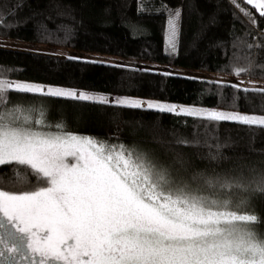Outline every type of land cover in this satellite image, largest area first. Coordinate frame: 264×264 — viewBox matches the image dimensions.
<instances>
[{"label":"snow or ice","instance_id":"6c2138e0","mask_svg":"<svg viewBox=\"0 0 264 264\" xmlns=\"http://www.w3.org/2000/svg\"><path fill=\"white\" fill-rule=\"evenodd\" d=\"M229 2L253 25L257 20L250 8L264 18V0H244L250 8L240 0ZM144 3L140 0L141 12L147 11ZM156 11L167 13L165 50L175 54L181 9L161 4ZM251 70L250 63L233 72ZM4 71L0 70V167L15 166L16 181L21 176L18 168L25 167L37 183L6 189L0 180V257L8 252L12 259L19 256L31 264H264V237L251 228L259 218L242 210L244 201L232 199L236 191L264 195V170L253 169L251 176L190 171L179 154L171 162L160 161L135 147L107 145L67 131L63 121L49 124L43 105L14 103L5 111L10 92L100 104H108L109 98L16 82L3 78ZM115 104L264 127V115L127 97L116 98ZM50 127L56 131L43 130ZM177 143L191 146L187 140Z\"/></svg>","mask_w":264,"mask_h":264},{"label":"trees","instance_id":"16d2710c","mask_svg":"<svg viewBox=\"0 0 264 264\" xmlns=\"http://www.w3.org/2000/svg\"><path fill=\"white\" fill-rule=\"evenodd\" d=\"M240 3L250 8L244 0ZM161 4L180 8L182 13L178 50L172 55L165 50L167 13L156 11ZM140 6V0H0V40L74 53L70 56L92 53L121 60L117 64L88 63L93 59H69L0 45V70H6L3 78L110 98L264 115V93L232 86L242 79L264 82V18L254 9L250 8L256 25L229 0H145L144 12L139 11ZM250 63V72L234 74L233 69ZM180 70L215 73L229 82L199 80L178 73ZM9 99L5 111L14 103L43 105L49 124L63 121L67 131L107 145L135 147L160 161L171 162L179 154L190 171L251 176L253 169L264 170V127L128 108L115 100L100 104L17 92H10ZM45 129L56 131L54 127ZM179 140L190 141L191 146L180 145ZM13 167H0L6 189L37 183L25 167L18 168L19 181L13 180ZM232 199L244 201L246 209L242 210L259 218L253 228L264 237V195L236 191Z\"/></svg>","mask_w":264,"mask_h":264},{"label":"rangeland","instance_id":"374dc122","mask_svg":"<svg viewBox=\"0 0 264 264\" xmlns=\"http://www.w3.org/2000/svg\"><path fill=\"white\" fill-rule=\"evenodd\" d=\"M0 45L1 47H5V48H9V49H15V50H33V52H38L40 54H45V55H66V56H63V57H69L70 55H73L74 53H71L69 51H64V50H61V49H54V48H49V47H46V46H38V45H30V44H27V43H22V42H16V41H12V40H0ZM81 56H83L82 59H85V60H88L89 58L91 59H98V60H103V61H106V62H109V63H113V64H117V63H120V59H118L117 57H114V56H104V55H96V54H92V53H89V54H81ZM81 56H72V57H80ZM183 70V69H182ZM178 71L183 73V74H186L187 76H191V77H194L196 79H199V80H206V81H216V82H219L221 84H224V83H227L229 82V79L226 77V76H220V75H217L215 73H204V72H198V71ZM239 84L238 85H242V86H239L240 88H243V89H264V82H261V81H253V80H250V79H242V80H239ZM20 83H24V82H20ZM68 89H71V88H68ZM74 90V89H73ZM77 92H79L78 90H76ZM85 92V91H83ZM88 93V92H86ZM89 94H94V95H103V96H106L109 98V100L113 101L115 100L117 97H109L105 94H99V93H95V92H89ZM137 99V98H135ZM141 100V99H140ZM146 101H149V100H146ZM150 101H153V100H150ZM161 102V101H159ZM169 104H173V105H176L178 107H183V108H196V109H202V108H199V107H196V106H186V105H178V104H174V103H170ZM202 110H209V109H205L203 108ZM214 111H217V110H214ZM226 113H232V112H228V111H225ZM44 131H51V132H55L54 130H46V129H43ZM68 161L71 163L73 162L72 161V158H68ZM251 228L252 230L255 232L254 228H253V225H251ZM38 256V254H37Z\"/></svg>","mask_w":264,"mask_h":264},{"label":"flooded vegetation","instance_id":"af4514ba","mask_svg":"<svg viewBox=\"0 0 264 264\" xmlns=\"http://www.w3.org/2000/svg\"><path fill=\"white\" fill-rule=\"evenodd\" d=\"M5 257H8V258L6 259ZM5 257H0V264H31L30 260L22 261L19 259V256H17L16 259H12L11 254L8 252H5Z\"/></svg>","mask_w":264,"mask_h":264}]
</instances>
